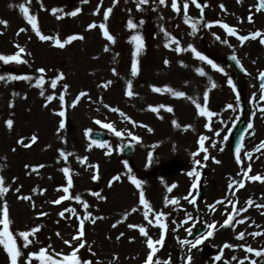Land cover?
I'll return each instance as SVG.
<instances>
[{"label": "rangeland", "instance_id": "374dc122", "mask_svg": "<svg viewBox=\"0 0 264 264\" xmlns=\"http://www.w3.org/2000/svg\"><path fill=\"white\" fill-rule=\"evenodd\" d=\"M215 1L217 0H212ZM183 2L184 0H181V4ZM201 3L205 5L204 1ZM21 4L29 8L30 14L37 16L42 34L59 36L62 41L70 35H82L84 39L73 41L63 49L55 47L53 41H41L20 11ZM100 5L101 0H88L87 3L83 0H0V20L7 21L6 27L0 25V54H15L18 51L16 45L30 53L22 54V58L27 61L24 64L0 62V75L32 78L31 81H0V176L5 178L6 186L10 188L9 193L0 198V204L4 200L7 201L9 218L12 221L10 231L14 236L33 227L39 226L41 229L34 237H30L33 243L28 248H23V240L17 238V247L22 252L18 264H26L28 254L38 252L42 247L48 248L54 258H61L55 254H70L73 247L78 244L72 241V237L78 233L79 218L85 214L82 205L75 199L64 200L59 205L51 203L65 195L62 190L57 191L67 186V178L60 171L63 167L70 169L73 179V187L69 189L68 194L72 197L80 195L90 205L88 211L92 216L102 217L96 220L95 224L91 220L85 221L83 239L86 246L78 252L81 260L92 261L93 264H145L150 252L146 246V238L139 234L138 227L130 228L128 225L146 227L153 240L159 238L162 230L144 220L142 206L139 204L140 189L131 183L129 175H132L143 182L145 198L154 210L168 213V218L164 221L168 224V229L164 232V244L162 247L156 245L159 251L154 254L153 260H170L171 264H186L190 246L181 245L179 240L187 239L185 229L192 227L193 224L195 226L192 227V231L198 226L201 227L203 223L208 224L216 220L214 217L216 215L213 217L208 215L206 204L214 197L225 196L227 193L225 185L228 181V177L222 180L216 177L217 164H211L209 160L204 161L205 153L193 156V153L199 151L201 135L210 138L205 141L207 155L210 153L212 155L209 158L216 159L218 149L225 146L223 132L221 131L222 135L216 136L205 127V124L210 122L198 114L193 101L205 107L203 96L207 91L206 107L218 113L215 122L221 117L223 105L227 102L228 105H232V101H235L230 89L225 90L222 79L225 78V73L228 80L232 78L229 70L225 68L226 56L236 51L235 47L237 49L238 47L236 43H230L218 28H206L205 24L214 20L222 21L224 18L222 13L237 20V16L231 13L247 14L251 7L250 4L231 7L234 11L230 9L223 11L221 7H205L204 15L201 17L200 10L190 5L189 17L198 21V31L192 35L191 28L184 23L182 12L180 14L173 12L171 3L160 6L158 0H150L149 5L142 6L143 11H137L135 0H102L99 14H93ZM109 7L113 11L105 22L103 13ZM53 8L63 9L57 13L61 19L52 14ZM77 8L82 10L77 16L66 15ZM129 19L137 23L144 20L145 23L138 29L130 31L127 28ZM239 19L241 23H245L243 18L238 17ZM92 23L97 24V28L89 30L88 26ZM102 23H106L109 33L115 37V44H111L103 37L99 28ZM160 27H164L179 39L182 47L193 45L212 59L223 72L213 70L210 65L195 59L190 51L177 54L166 49L164 44L170 41L160 32ZM21 28L26 31L17 35ZM136 34L144 37L145 48L136 57L138 74L133 77L131 65L135 44L130 40L131 36ZM216 36L221 39L217 40ZM105 46L109 48L108 52L104 51ZM165 60L169 61L167 65L164 64ZM40 68L46 70L43 74L46 81L43 86L44 96L40 95L41 89L34 87L36 80L41 76L37 71ZM114 68L117 75H113ZM198 68H203L206 75L199 76L196 71ZM60 73H63L65 79L58 81L56 89H52L50 82ZM109 80L112 84L107 88L102 87ZM129 81L132 82L134 92L132 97L126 95ZM211 82H215L217 86L212 88ZM65 84L68 85L66 93L63 89ZM153 87L162 91L153 92ZM167 88L182 91L185 97H176L172 92L164 90ZM82 91L87 92L88 96L81 98L75 108L70 107L73 99ZM14 93L16 95H13ZM60 94L65 95L63 118L55 115L61 110ZM48 95H55L56 99L48 103L45 99ZM46 103L48 106L44 107ZM10 104L14 106L9 107ZM104 105H108L109 108H105ZM150 106L158 108L159 112L150 111ZM168 107L173 111L168 112L166 110ZM111 108L119 111L113 112ZM231 110L237 113V107H232L229 111ZM121 112L124 115H121ZM8 119L14 121L12 130L6 126ZM62 119L65 124L63 129L59 127ZM233 119L234 117L221 121L219 128L222 126L224 130L226 120L230 124ZM96 120L112 123L117 131L124 133V136L116 137L112 132L97 125ZM130 121H134L135 125ZM173 121L179 126H174ZM188 125L191 127H187ZM148 128L152 131L149 132ZM89 129L108 131L111 138L105 143L109 147L100 148L92 144V140L85 135ZM214 130L219 131L215 128ZM129 133L139 137L140 141L131 140ZM263 134L264 132L261 133ZM32 135H36L38 140L31 147L25 148L17 143L22 138L28 142ZM127 143H133L135 146L132 163L126 162L121 153V148ZM213 144L217 146L213 147ZM61 150L73 153L67 162L60 157ZM108 151H111V155L106 154ZM85 156L88 158L87 162L80 163L77 158ZM196 160L201 162L200 165L194 163ZM88 164L98 165V172L88 167ZM40 165L44 167L40 168ZM32 168L38 170L32 172ZM193 169L201 174L199 185L195 189L192 188V184L196 183L197 178L188 175ZM93 175H98L99 179L93 180ZM116 176L120 177L118 181L113 180ZM211 179L212 182L215 180L216 183L217 181L222 183V188L210 187ZM173 184L177 187L169 193L167 189ZM16 188H20L19 193L15 191ZM199 190L200 200L196 198ZM41 192L43 194H40ZM190 192L192 196L189 198H196L195 205L183 199ZM260 192L255 195L261 199L264 188ZM93 193H100L104 199H99ZM21 196H31L32 199L22 200L19 198ZM165 197L179 198V206L165 207ZM68 208L76 209L77 215L72 216L71 213L65 212V216L61 217L59 213ZM132 208L140 210L131 213L125 219V214L130 213ZM41 212L48 215L40 216ZM186 214H191L194 220L178 226L182 224ZM149 218L154 219L151 215ZM241 219H244L245 223L234 224L233 229L236 233L232 239H219L214 247L210 246L211 256L207 253L209 247H204L211 243L214 233L213 237L204 241L197 249H193L190 253L193 257L191 264H223L224 261L238 264V260L246 256L249 260L256 259L258 264H264V257H255L241 247L244 245L256 250L264 249V236L250 235L254 231L264 233V218L259 216L252 220L248 214ZM173 220L177 221L178 225H173L171 223ZM114 224L117 226L113 227ZM240 232L245 233L244 240L236 239ZM121 233L124 235L120 236ZM66 240L72 241V247L64 243ZM225 243L233 247L223 249L221 261H215V256L221 254L220 250ZM129 249L132 251L128 254ZM232 257L238 259L232 260ZM0 264H10V258L3 245H0ZM33 264L39 262L33 261ZM245 264H249L248 260Z\"/></svg>", "mask_w": 264, "mask_h": 264}, {"label": "snow or ice", "instance_id": "6c2138e0", "mask_svg": "<svg viewBox=\"0 0 264 264\" xmlns=\"http://www.w3.org/2000/svg\"><path fill=\"white\" fill-rule=\"evenodd\" d=\"M84 3H87L88 0H83ZM237 2H241V0H237ZM136 3V9L137 11H143V7L144 5H149L150 0H135ZM158 3L160 5L163 6H167L168 4V0H158ZM190 5H194L197 9L200 10V14L201 17H203L204 15V8L207 7V5L202 4L201 2H199V0H184V2L182 3L181 6V0H171V9L173 12L180 14L182 12L183 16H184V23L186 25H188L191 28V34L195 35L198 31V21L192 20L189 17V7ZM102 6V0H101V5L97 7V10L95 13L93 14H99L100 11V7ZM20 11L23 13L24 18L26 19L27 23L31 26V29L35 32L36 36L41 40V41H53L54 42V46L63 49L66 45L71 44L73 41L76 40H83L84 37L82 35H70L68 36L66 39H64L63 41L61 40V38L59 36H50V35H45L42 34L41 29L38 27V18L35 15L30 14L29 8L26 7L24 4H21L20 6ZM43 7V5H42ZM222 9L224 8L223 5L220 6ZM155 10V9H153ZM63 9H57V8H53L51 10L52 14L54 16H56L57 19H61L62 17L57 15L58 12H62ZM82 11L80 8H77L74 11H71L69 13H67L66 15L75 17L78 15V13ZM113 11V9L111 7H109L108 9H106L103 13V19L106 22L109 19V15L110 13ZM256 11H264V0H259V4L256 8ZM248 22L251 23L252 22V17L249 16L248 17ZM145 23L144 20H140L138 23L134 22L132 19H129L127 21V28L132 31V30H136L138 29L140 26H142ZM217 24H219V27H221L228 36H235L241 43V45L249 40H255L258 37H261V32L257 31L254 32L250 35H240L237 32V29L234 27L229 26L227 23H221L219 21L215 22ZM0 25H4L5 27L7 26V21L5 20H0ZM205 26L207 28H211L213 27V23H206ZM89 30L91 29H95L97 28V24L92 23L89 26ZM99 28L102 30L103 33V37L109 41L111 44H115V37L113 35H111L109 33L108 28L106 27V23H102L99 25ZM26 29L21 28L19 30V32L17 33V35H19L20 33L25 32ZM160 32L163 33L164 37L167 38L168 41H170V43H165L164 47L166 49H170L172 51H175L177 54H180L182 52L185 51H190L194 54V58L202 61L204 63H206L207 65H210L211 68L213 70L219 71V72H223V69L218 67V65L212 60L210 59L208 56L202 54L200 51H198L193 45H188L186 48L181 46V41L179 39H177L175 36L171 35L167 29H165L164 27H160ZM217 40H220L221 38L219 36L215 37ZM130 42L135 44V51L133 52V62L131 65V75L133 77L137 76L138 74V60L136 59V57H138L140 55V53L144 50L145 48V41H144V37L140 34H136V35H132L131 36V40ZM262 44H264V39H261L260 41ZM223 43H227V41H223ZM172 45H175V47L173 48ZM16 47L18 48V51L13 54V55H3L0 54V62H3L4 64H9V63H16V64H24L27 63L26 60H24L22 58V54H27L30 55V53H26V50L23 47H20L19 45H16ZM105 52L109 51V48L107 46H105L104 48ZM233 60H236V57L233 56L232 57ZM169 63L168 60L164 61V64L167 65ZM237 63H239V61L237 60ZM39 73H41V76L36 80L34 87L41 89L40 91V95L44 96V90H43V86L46 83L43 74L45 73V69L44 68H40L37 70ZM113 75H117L116 69L114 68L113 70ZM197 73L199 76L203 77L206 75L205 71L203 68H198ZM31 77L29 76H20V75H10L5 77L4 75H0V81H19V80H26V81H31ZM65 77L63 75V73L58 74L55 78H53L50 82V86L52 89H56L57 87V83L58 81H62L64 80ZM259 79H260V90H261V94L259 99L261 101H264V72H261L259 74ZM112 84V81L109 80L107 81L104 85H102V87L107 88L109 85ZM228 85L232 88V90L235 92L236 91V87L233 83V81L231 79L228 80ZM217 85L215 84V82H211V87L215 88ZM63 89L64 92L66 93L68 91V85L65 84L63 85ZM166 91L172 92V94L176 97H185V93L182 91H173L170 88L164 89ZM153 92H161L162 89L157 88V87H153L152 88ZM13 95H16V93H14ZM126 95L128 97H132L134 95V92L132 90V82L129 81L127 84V91H126ZM88 96L87 92H80L71 102V104L69 105L72 108H75L78 103L80 102L81 98ZM46 101L48 103H51L53 100L56 99L55 95H48L47 97H45ZM237 101H239L240 97L239 94L237 93V97H236ZM253 99H255V97H253ZM203 100L205 103V107H202L200 103H197L196 101H193V103L195 104L197 110H198V114L201 117H206L207 120L209 122L212 121V118L217 115L215 112L213 111H209L206 107L207 105V101H208V92L206 91L204 93L203 96ZM59 102H60V108L61 110L59 112H56L55 115H58L59 117H65V111L63 110L65 107V95L64 94H60L59 95ZM14 105L10 104L9 107H13ZM48 104L46 103L44 105V107H47ZM105 108H109L108 105H104ZM161 107H164L163 105H161ZM233 106L231 104L228 105V108L231 109ZM113 112H117L119 111L116 108H111L110 109ZM150 111L152 112H159V109L156 107H151L149 108ZM166 110L168 112H172L173 109L171 107L166 108ZM259 111L261 113H264V107H260ZM121 115H124V113H120ZM255 112H253V116H255ZM135 125L134 121H130ZM95 123L97 125H100L101 128L103 129H107L108 131L112 132L116 137H123L124 133H122L121 131H117L114 127V125L112 123H102L100 120H96ZM173 125L174 126H179L177 125L176 121H173ZM6 126L9 130L13 129L14 126V121L12 119H8L6 121ZM142 127H147L146 125H140ZM59 127L61 129H63L65 127L64 121L63 119L61 120ZM187 127H191V125H188ZM205 127L209 130V131H213L214 134L216 136L220 135L219 131H215L213 129V127L211 126V123H206ZM253 127V125L251 123L248 124V128L251 129ZM187 130V129H185ZM148 131L151 132L152 129L148 128ZM91 130H87L85 132V135H90ZM254 134V133H253ZM131 137V140H134L136 142L140 141V138L137 136L132 135L131 133L128 134ZM210 138L207 136H203L201 135L199 137V151L196 153H193V156H198L201 152L205 153V155L203 156V160L207 161L209 159V156L207 155L208 149L205 147V141L209 140ZM225 141L228 139L227 136H225L223 138ZM38 140V137L36 135H32L30 137V140L28 142L25 141V139H19L17 141L18 144L22 145L25 148L31 147L32 145H34ZM92 144L96 145L97 147L100 148H108L109 146L104 142V141H100V140H92ZM213 147H216V144L212 145ZM261 150H264V142H261L259 144V146L256 148L257 152H260ZM13 151H15V149H13ZM220 151H224L223 148H220ZM106 154L111 155V151H108ZM60 157L63 158V160L65 162L68 161V158L70 156L73 155V153L71 152H65L63 150H61L59 152ZM245 155L247 156V158L249 160L252 159V157L250 155H248L247 153H245ZM78 161L82 164L86 163L88 158L85 156L83 158H77ZM149 159L151 160V157H149ZM213 161L215 163H220V161L215 160V158H212ZM236 162L237 164H241V151L239 148H237L236 150ZM194 163L196 165H200V161L196 160L194 161ZM40 168H43L44 165H40ZM88 167L90 168H94L97 170L98 172V165H93V164H88ZM127 167V165H126ZM38 169L37 168H32L31 171L32 172H36ZM60 171L65 175V177L67 178V186L63 187L62 189H57V191L62 190L65 195L61 196L59 199H56L54 201H52L51 203L55 204V205H59L61 204L62 201L64 200H70V199H75V201L82 205L85 214L83 215L82 218H79V228H78V233L76 235H74L72 237V241H76L78 242L77 246L73 247V250L71 251L70 254L64 255V254H60V253H56L55 256L56 257H61V258H54L53 254H50L49 249L48 248H40L38 252H33V253H29L27 258H26V264H33V261H38L39 264H93L92 261H84L81 260L80 257L78 256V252L80 249L85 248L86 246V242L84 241V236H85V221L86 220H91V222L93 224H95L96 220L102 219V217H93L92 214L88 211L90 205L88 204L87 201L83 200L81 198L80 195H76L74 197H72L71 195H69V189H71L73 187V179H72V175L70 173V169L68 167H63L60 169ZM251 172V165L249 164L247 166V170L243 171L242 174L238 173V175H242L243 178L246 179H250L252 181H261L262 183H264V177H261L259 175H253V176H249V173ZM129 173H131V169L129 168ZM188 175L191 176H195L197 178V180H199L200 178V173L198 171H196L195 169H193L192 171L188 172ZM93 180H98L99 176L98 175H93L92 177ZM120 179L119 176H116L113 178L114 181H118ZM129 179L131 181L132 184H134L136 186L137 189H140L139 192V204L142 206V210H143V217L144 220L147 221V223L149 225H152L154 227H158L159 229H161V234L159 236L158 239L153 240V238L149 235V231L146 229V227L143 226H137V225H131L129 224L128 227L130 228H134V227H138L139 230V234L142 237L146 238V246L147 248L150 250L149 254L147 255L145 264H171L170 260L168 261H161L159 259L157 260H153L154 254H156L159 249L156 247V245H160L161 247L164 244V232L167 231L168 229V224L165 223L164 221L167 220L168 218V213H165L163 211H156L154 210V208L151 206L150 202L145 198L144 192L142 190V181L140 179H138L135 176L129 175ZM239 186V188H244L245 184L242 181H237L236 182ZM109 187H111V182L109 183ZM177 185L173 184L170 187H168L167 191L169 193H171L173 191L174 188H176ZM197 187L196 183L192 184V188L195 189ZM229 189H233L234 185L232 183L229 184ZM10 188L8 186H6V181L5 178L3 176H0V198H3L7 195V193H9ZM15 191L17 193L20 192V188H16ZM46 191V190H45ZM40 194H43V192H41ZM93 195L97 196L99 199H104V197H102L100 195V193H93ZM233 195H235V193L233 192ZM192 196V193L190 192L188 195H186L183 199L185 201H187L189 204L195 205L196 204V198H189ZM22 200H31L32 197L31 196H21L19 197ZM217 204H223L224 201H217ZM229 203L231 204L232 207V211L233 212H247L248 208H241L239 210L236 209V205L235 203H233L232 201H229ZM180 204V200L179 198H171L169 199L168 197H165V202H164V206L168 207L169 205L172 206H179ZM248 206H251L253 204V201L249 200L247 201ZM33 207H35V205L33 204ZM256 207L258 208H264V204H258L256 205ZM210 208H215V204L211 205ZM140 209L137 208H132L130 213H126L125 214V219L127 218L128 215H130L131 213H135L137 211H139ZM65 212H69L72 214V216H76L77 212L76 209L74 208H68L65 209L64 211H61L59 213V215L61 217L65 216ZM48 213L45 212H41L40 216H47ZM150 215L154 218V219H150ZM234 217L233 215H228L227 219L225 220L224 224L220 225V227H228L232 225V221H233ZM194 218L191 216V214H186L185 219L183 220L182 224L178 225V222L173 220L171 221V223L173 225H178V226H182V225H186L189 223V221H193ZM12 221L9 218V208H8V204L7 201L4 200L2 204H0V226H2V228H0V245H3L4 250L6 251L8 257L10 258V264H18V260L19 258L22 256V252L21 250L17 247V243L16 240L17 238H20L23 240V248H28L30 244L33 243V240L30 239V237H34L36 235V233H38L41 229L39 226L37 227H33L28 231H21L17 234V236H14L13 232L10 231V225H11ZM236 223L238 224H243L245 223L244 219H240L237 220ZM117 225H113V227H116ZM195 225L193 224L192 227H194ZM192 227H188L185 229V231L187 232V234L189 236L193 235L192 232ZM208 229H210L209 231H207L204 234H201L199 236H196L194 239H182L179 240V243L181 245H189L190 247L188 248V255L186 257V264H191L193 257L191 256V252L193 249H197V247L201 244L204 243L205 240H207L208 238L213 237V231L211 229H214L216 227L215 224H208L207 225ZM175 230V229H174ZM57 235H59V233H57ZM124 234L121 233L120 236H123ZM250 235L252 237H259V236H264V233L259 232V231H254L252 233H250ZM117 239H120V237H117ZM236 239L238 240H244L245 239V233L244 232H240L237 236ZM72 241H64L65 244L69 245L70 247H72ZM233 245L231 244H227L225 243L223 245V248L220 250L221 254H218L215 256V261H221L222 258V252L223 249H227V248H232ZM241 247H243L244 251L246 253L249 254H254L255 257H264V249L262 250H256L254 248H252L251 246H244L241 245ZM50 248V246H49ZM89 250H90V246H89ZM92 255H95V253H92ZM237 257H232V260H237ZM248 260L249 264H258L256 259H250L249 257L246 256L244 259H239L238 260V264H245V261ZM223 264H229L228 261H224Z\"/></svg>", "mask_w": 264, "mask_h": 264}, {"label": "bare ground", "instance_id": "6f19581e", "mask_svg": "<svg viewBox=\"0 0 264 264\" xmlns=\"http://www.w3.org/2000/svg\"><path fill=\"white\" fill-rule=\"evenodd\" d=\"M184 150H185V148H184ZM184 150H182L181 152H182V154H183V152H184ZM189 152H190V150H189ZM182 158V157H181ZM228 156L227 155H225V156H223V160H224V162H223V164H222V166H221V173H224V171H226V173H232V172H230L229 171V169H230V167H229V165H230V163L228 162ZM183 160L185 159L184 157L182 158ZM182 159H181V161H182ZM217 175H220V174H217ZM231 231V228H230V226H228V227H222V228H219L218 230H216L215 231V233H214V238H213V240L211 241V243H209V244H207L204 248H208L209 247V249H208V251H207V253L211 256L212 255V251L210 250V246H213L214 247V244H215V242L217 241V240H219V239H221V238H225L226 236L227 237H229V234H228V232H230ZM130 251H132V250H128V254H129V252ZM203 254H205V252H203Z\"/></svg>", "mask_w": 264, "mask_h": 264}]
</instances>
